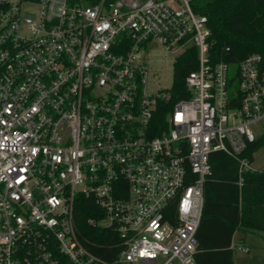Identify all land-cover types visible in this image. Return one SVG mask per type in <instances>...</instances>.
Returning <instances> with one entry per match:
<instances>
[{
    "label": "built area",
    "instance_id": "1",
    "mask_svg": "<svg viewBox=\"0 0 264 264\" xmlns=\"http://www.w3.org/2000/svg\"><path fill=\"white\" fill-rule=\"evenodd\" d=\"M193 1L0 0V264H196L212 153L256 169L264 72L258 53L214 61ZM154 40L198 49L164 124L169 89L142 55Z\"/></svg>",
    "mask_w": 264,
    "mask_h": 264
},
{
    "label": "trees",
    "instance_id": "2",
    "mask_svg": "<svg viewBox=\"0 0 264 264\" xmlns=\"http://www.w3.org/2000/svg\"><path fill=\"white\" fill-rule=\"evenodd\" d=\"M37 1V0H24ZM195 11L208 17L214 61L239 62L250 54L261 56L264 72V0H194ZM198 67V49L192 45L176 57L170 98L159 105L157 117L164 118L173 104L190 96L186 76ZM161 130H156L159 134ZM264 146V133L245 152L251 162L254 152ZM212 172L205 183V201L197 231L196 264H234L233 238L238 230L264 233V170L249 169L240 173L239 162L224 151L211 155ZM92 199L81 196L77 205V224L93 238L87 224L92 215ZM103 230V229H102ZM104 230L100 232L101 241ZM108 259L113 254H105ZM64 264H74L65 259ZM264 264V261H263Z\"/></svg>",
    "mask_w": 264,
    "mask_h": 264
},
{
    "label": "rangeland",
    "instance_id": "3",
    "mask_svg": "<svg viewBox=\"0 0 264 264\" xmlns=\"http://www.w3.org/2000/svg\"><path fill=\"white\" fill-rule=\"evenodd\" d=\"M27 16H32L26 11ZM144 59L148 62L150 72L153 75L151 86H159L163 89H170L174 78V62L178 54L167 51L162 44L154 40L150 42L145 50L142 51ZM253 166L264 170V146L259 147L254 152ZM241 237V238H240ZM236 244L242 243L249 246L250 251H240L234 249V264H263L264 261V233L253 232L242 234L236 232Z\"/></svg>",
    "mask_w": 264,
    "mask_h": 264
},
{
    "label": "crops",
    "instance_id": "4",
    "mask_svg": "<svg viewBox=\"0 0 264 264\" xmlns=\"http://www.w3.org/2000/svg\"><path fill=\"white\" fill-rule=\"evenodd\" d=\"M238 231H240L242 234H246V233H248V232H244V231H241V230H238ZM235 236H236V233H235V235H234V238H233V242L236 244V241H235ZM241 238V237H240ZM239 244H242V243H239Z\"/></svg>",
    "mask_w": 264,
    "mask_h": 264
}]
</instances>
